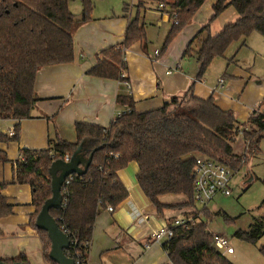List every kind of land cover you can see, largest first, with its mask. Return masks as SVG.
<instances>
[{
  "label": "trees",
  "instance_id": "trees-1",
  "mask_svg": "<svg viewBox=\"0 0 264 264\" xmlns=\"http://www.w3.org/2000/svg\"><path fill=\"white\" fill-rule=\"evenodd\" d=\"M82 15L70 9V0H0V119L21 120L32 117V109L40 100L35 90L38 71L46 65L71 62L75 59L74 32L91 18L93 0H80ZM206 0H136V15L128 22L124 40L101 51L97 63L87 73L96 77L124 81L127 68L125 50L136 42L147 43V32L141 11L148 6L165 3L173 24L165 38L164 52L174 37L193 20ZM233 6L238 18L212 33L216 18ZM126 9V8H125ZM214 13L188 44L184 56L191 55L199 63L197 79H202L217 57L225 56L230 45L254 32L264 35V0H216ZM117 102L126 107L109 126L87 122L75 124L76 141L58 135L44 149L24 148L15 160V182L28 183L32 188V203L36 206L33 225L41 234L45 257H49L51 240L47 231L36 226V218L44 202L52 196L49 168L53 161L70 158L82 144V154L93 160L83 175H73L65 185L67 192L60 208L50 213L77 245H70L66 255L74 258L75 250L88 256L89 249L81 242L92 240L98 214L112 205L115 208L129 194L118 171L136 161L137 180L146 196L159 212L164 208L197 207L194 200L193 171L197 155H205L238 171L248 157L259 148L264 137V113L256 111L243 130L247 148L243 154L234 152L240 134L238 120L232 110L221 108L213 97L202 99L194 95L193 86L173 96L162 107L137 111L129 93H120ZM20 126L14 134L0 131V142L19 140ZM10 161L0 149V163ZM7 182H0V218L14 213V204L4 193ZM179 194L184 203L165 204L161 197ZM197 214H195L196 216ZM226 220L232 218L224 214ZM234 220V219H233ZM264 235V215L256 219L253 228L239 229L236 236L257 243ZM163 246L173 264H236L214 245L213 234L205 220H196L174 228V236ZM260 251L264 255V244ZM7 262L30 264L25 253Z\"/></svg>",
  "mask_w": 264,
  "mask_h": 264
},
{
  "label": "crops",
  "instance_id": "crops-1",
  "mask_svg": "<svg viewBox=\"0 0 264 264\" xmlns=\"http://www.w3.org/2000/svg\"><path fill=\"white\" fill-rule=\"evenodd\" d=\"M133 1L136 3V0ZM215 2L206 0L192 22L174 37L161 54L173 18L169 12L158 10L156 5L141 11L148 41L146 44L136 42L126 49L127 68L124 76L131 84L130 89L124 83L125 80L87 73L97 63L102 50L124 40L128 22L137 13L134 5L126 10L121 2L115 5L102 2L101 12L95 9L91 18L76 29L73 61L46 65L38 71L35 90L40 100L32 109V117L0 119L2 132L8 133L16 124L20 126L19 140L0 142V149L6 151L10 160L0 163V182L8 183L4 193L14 204V213L0 218V258L25 253L30 264H50L45 257L41 234L33 225L36 206L32 203V188L28 183L14 181L15 160L20 157L22 149L47 148L49 140L58 135L76 141L77 122L109 126L119 112L126 109L117 102L118 94H131L136 110L148 111L162 107L173 96L193 86L195 96L202 99L213 97L221 108L232 110L237 120L245 126L250 124L249 120L256 111L264 113V73L262 77L254 74L248 57L235 59L233 53L229 58L226 52L225 56L214 59H217L216 64L210 67L202 79H197L199 63L195 57L188 59L184 56L190 41L214 13ZM76 8L78 10L72 12L81 17L82 5ZM149 13L153 14L159 27V41L155 44L150 31L153 23L150 24L151 28L148 27ZM222 14L212 25V33H218L226 24L238 18L236 10L224 20ZM250 36L254 37L255 42L263 44L260 48L264 46V38L255 33ZM246 40L244 44L257 54H262L259 47ZM157 50L159 54H156ZM221 78L225 79L223 83H220ZM243 139L240 151H236L234 146L237 154L247 148L246 140ZM138 171L136 161L129 162L118 171L129 194L114 211L104 209L96 217L88 264H173L163 246L164 241L154 240V231L173 223L177 218L193 217L196 212L185 213L187 206L167 207L159 212L140 187ZM186 200L184 195L179 194L161 197L165 204L184 203Z\"/></svg>",
  "mask_w": 264,
  "mask_h": 264
},
{
  "label": "rangeland",
  "instance_id": "rangeland-1",
  "mask_svg": "<svg viewBox=\"0 0 264 264\" xmlns=\"http://www.w3.org/2000/svg\"><path fill=\"white\" fill-rule=\"evenodd\" d=\"M124 1V2H123ZM93 0L94 10L98 9L101 12L102 2L108 5H115L116 3H122V7L126 10L133 7L135 4L133 0ZM81 7L80 0H70V9L75 13L78 10L77 6ZM98 5V7H97ZM100 5V6H99ZM230 7L229 9H227ZM222 14V19L227 18L231 15L232 11L235 10L231 5L228 6ZM93 10V11H94ZM220 14V15H221ZM219 15V16H220ZM218 16V17H219ZM216 18V20L218 19ZM148 27L153 23L151 40L153 43H158V29L157 21L153 14L149 13L147 16ZM215 20V21H216ZM214 21V22H215ZM214 24V23H213ZM151 28V26H150ZM154 33V34H153ZM255 35L264 38L260 32H254ZM247 43L261 47L263 45L260 42H255L254 37H246L233 42L228 48L227 56L229 58L235 53V59L239 57H248L251 64V71L257 76L262 77L264 73V46H262L261 53L257 54L251 47L244 44V40ZM264 40V39H263ZM237 49V50H236ZM193 56L188 55L185 58H192ZM194 62L196 60L194 59ZM217 62V59L212 61L209 65L206 73L213 67ZM199 65V64H198ZM199 70V67H198ZM205 73V74H206ZM253 78L255 76L253 75ZM264 82V80H262ZM264 100V99H263ZM237 118V117H236ZM240 126V134L238 135L234 146L236 151H240L243 146V129L244 127L249 128L250 125L245 126L238 121ZM244 150L242 153H245ZM231 194H217L213 200H211L205 208L203 204L197 203V208L200 212H197L196 207L187 206L188 210L194 211L198 215L197 220H205L208 224V230L211 234L219 233L225 235L233 245L235 252L227 254V256L233 260L236 264H264V255L260 251V247L264 244V235L259 239L257 243H250L244 241L236 236V232L239 229L249 230L256 221L264 215V137L261 138L258 150H255L242 165L238 171H233V177L230 182ZM184 213V214H185ZM224 214L229 215L232 220H226ZM234 219V220H233Z\"/></svg>",
  "mask_w": 264,
  "mask_h": 264
},
{
  "label": "built area",
  "instance_id": "built-area-1",
  "mask_svg": "<svg viewBox=\"0 0 264 264\" xmlns=\"http://www.w3.org/2000/svg\"><path fill=\"white\" fill-rule=\"evenodd\" d=\"M157 8L160 11H165L167 10V5L165 3H160L157 6ZM172 17H174L175 19L176 16L174 15ZM156 54H159V50L156 51ZM224 81H225L224 78L220 79V83H223ZM124 83L130 89L131 87L130 82L128 80H125ZM124 111L119 112L117 116H120ZM244 129H246V127H244ZM8 133L9 135H13L14 129L13 128L10 129ZM69 160H70V156L66 155L65 161H69ZM73 175H70L66 179L63 187L71 182V180L73 179ZM232 177H233V170L230 167L216 161L211 157L205 155H197L195 159V168L193 171V189H194V200L196 204L201 203L206 208L207 204L211 200H213L217 194L230 195L231 194L230 182ZM66 192L67 189L65 187L64 189H62L63 197ZM106 209L112 212L115 210V207L112 205H108ZM196 210L197 212H200V210H198L197 207ZM197 218L198 215L184 219L177 218L176 220H174L173 223L163 225L162 227L154 231V240L157 242H160L161 240L163 241L170 240L174 236L175 227L187 225L190 222H195ZM213 239H214V245L218 249H220L223 253L232 254L235 252L233 245H231L230 241L225 235L214 233ZM91 241L92 240H85L81 242V246L85 247L88 250L90 249ZM77 243L78 242L76 240L74 241L70 240V245L75 246L77 245ZM74 255L75 257L73 259L75 261V264H88V256L84 255L80 250H75Z\"/></svg>",
  "mask_w": 264,
  "mask_h": 264
},
{
  "label": "water",
  "instance_id": "water-1",
  "mask_svg": "<svg viewBox=\"0 0 264 264\" xmlns=\"http://www.w3.org/2000/svg\"><path fill=\"white\" fill-rule=\"evenodd\" d=\"M93 160V152L88 156L82 154V144L79 145L69 161L58 159L52 162L49 172L51 175L52 196L48 198L36 218V226L45 230L51 240L49 257L58 264H75L73 258L65 251L70 245L69 235L60 228L58 222L50 213L52 208H60L63 204L62 189L66 179L73 174L78 176L87 172ZM0 264H27L26 262H7L0 258Z\"/></svg>",
  "mask_w": 264,
  "mask_h": 264
}]
</instances>
